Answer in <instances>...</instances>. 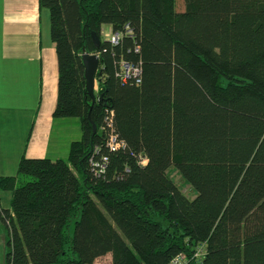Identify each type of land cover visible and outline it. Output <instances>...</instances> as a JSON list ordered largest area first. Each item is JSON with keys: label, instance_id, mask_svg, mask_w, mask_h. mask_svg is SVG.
Returning a JSON list of instances; mask_svg holds the SVG:
<instances>
[{"label": "trees", "instance_id": "1", "mask_svg": "<svg viewBox=\"0 0 264 264\" xmlns=\"http://www.w3.org/2000/svg\"><path fill=\"white\" fill-rule=\"evenodd\" d=\"M183 1L40 0L58 57L53 116L77 119L82 138L66 159L24 156L0 178L6 264H170L199 245V264H264V0ZM85 53L100 57L101 102ZM123 62L140 78L123 82Z\"/></svg>", "mask_w": 264, "mask_h": 264}, {"label": "crops", "instance_id": "2", "mask_svg": "<svg viewBox=\"0 0 264 264\" xmlns=\"http://www.w3.org/2000/svg\"><path fill=\"white\" fill-rule=\"evenodd\" d=\"M58 81L49 12L40 0H0V178L17 176L24 156L66 159L80 140L70 136L78 129L82 135L77 119L53 116ZM11 202L12 193L0 189V264L8 253L1 211L11 212Z\"/></svg>", "mask_w": 264, "mask_h": 264}, {"label": "built area", "instance_id": "3", "mask_svg": "<svg viewBox=\"0 0 264 264\" xmlns=\"http://www.w3.org/2000/svg\"><path fill=\"white\" fill-rule=\"evenodd\" d=\"M109 36L107 39L111 41L114 45H117L120 42L121 35L120 34H108ZM120 76L123 80V82H128L132 78L139 79L141 76V69L140 67L134 65V64H127L122 63L121 64V71ZM110 146L113 149H118L120 144L117 142V139L115 137L111 138ZM96 168H98V165H95ZM105 170V167L102 166V171ZM206 251L204 245L197 246L192 256H188L185 253H180L176 257H174L170 264H191V263H202L205 259Z\"/></svg>", "mask_w": 264, "mask_h": 264}, {"label": "water", "instance_id": "4", "mask_svg": "<svg viewBox=\"0 0 264 264\" xmlns=\"http://www.w3.org/2000/svg\"><path fill=\"white\" fill-rule=\"evenodd\" d=\"M94 42L97 47L101 46V39L99 36L94 33L93 34ZM83 62L85 66V78H86V90L88 95L92 98L93 103L101 102L102 96H97L96 94V85H97V76L101 75L100 72V57L98 54H90L85 53L83 55ZM93 130L94 133L97 131V127L94 123Z\"/></svg>", "mask_w": 264, "mask_h": 264}, {"label": "rangeland", "instance_id": "5", "mask_svg": "<svg viewBox=\"0 0 264 264\" xmlns=\"http://www.w3.org/2000/svg\"><path fill=\"white\" fill-rule=\"evenodd\" d=\"M177 7L179 10H184L185 6H184V1L183 0H177ZM106 30L108 31V28H106ZM104 37L107 39L109 36H107L109 33L104 31ZM99 88H98V83L96 85V92H98ZM80 129H78L77 131H71L70 136L73 138V134L74 137L77 139L82 138V135L79 136V131ZM169 176L171 177V179L177 184V186L180 188V190L190 199H194L197 195L196 191L193 190V188L184 180V178L181 176V174L178 172L177 169L175 168H171L169 170ZM24 181V180H23ZM112 261V256L106 255L104 257H101L99 259H97V263H109Z\"/></svg>", "mask_w": 264, "mask_h": 264}]
</instances>
